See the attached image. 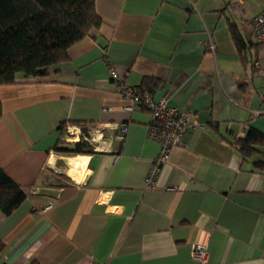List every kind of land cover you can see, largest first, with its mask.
Masks as SVG:
<instances>
[{
  "label": "crops",
  "instance_id": "1",
  "mask_svg": "<svg viewBox=\"0 0 264 264\" xmlns=\"http://www.w3.org/2000/svg\"><path fill=\"white\" fill-rule=\"evenodd\" d=\"M95 9L100 27L66 61L0 85V169L26 195L0 212V264H264V173L252 166L264 146L246 161L236 148L251 128L264 135V45L252 28L264 0H95ZM147 82L153 100L167 94L189 113L184 145L152 189L149 113L124 112L121 93ZM62 123L76 129L70 141ZM81 140L90 154L55 151ZM199 245L204 262L192 257Z\"/></svg>",
  "mask_w": 264,
  "mask_h": 264
},
{
  "label": "trees",
  "instance_id": "2",
  "mask_svg": "<svg viewBox=\"0 0 264 264\" xmlns=\"http://www.w3.org/2000/svg\"><path fill=\"white\" fill-rule=\"evenodd\" d=\"M100 24L95 0H0V85L15 83L18 75L47 76L51 67L67 60L71 46L90 36ZM234 39L240 50L237 37ZM150 87L151 83L147 82L143 89H137L150 93ZM68 127L66 123L60 124L58 130L62 136L66 135ZM60 144L55 151L66 155H87L92 150L82 140ZM262 146L264 135L252 128L236 141L237 151L244 161L260 155ZM252 166L264 173V160L253 161ZM25 199L20 187L0 169V212L6 217L11 215ZM4 249L0 240V259Z\"/></svg>",
  "mask_w": 264,
  "mask_h": 264
},
{
  "label": "built area",
  "instance_id": "3",
  "mask_svg": "<svg viewBox=\"0 0 264 264\" xmlns=\"http://www.w3.org/2000/svg\"><path fill=\"white\" fill-rule=\"evenodd\" d=\"M253 39L258 45H264V9L252 19ZM259 67V63H254ZM121 93L129 101L122 107L124 112L144 110L149 113L150 123L147 128L148 139L159 145V151L144 180L146 189L155 187L156 179L162 168L168 163L172 149L184 145L183 138L189 127L186 111L177 107L169 106V96L165 94L159 100H153L148 91H139L137 88H121ZM120 133H126V126L120 125ZM76 129L68 127L64 140L70 141L75 137ZM88 141L87 138H85ZM193 259L204 262L206 251L203 246H194L192 249Z\"/></svg>",
  "mask_w": 264,
  "mask_h": 264
},
{
  "label": "bare ground",
  "instance_id": "4",
  "mask_svg": "<svg viewBox=\"0 0 264 264\" xmlns=\"http://www.w3.org/2000/svg\"><path fill=\"white\" fill-rule=\"evenodd\" d=\"M76 159V158H75ZM71 161V160H70ZM72 161H74V160H72ZM82 161V160H81ZM76 162V161H75Z\"/></svg>",
  "mask_w": 264,
  "mask_h": 264
}]
</instances>
